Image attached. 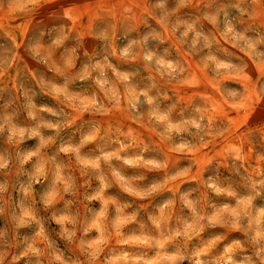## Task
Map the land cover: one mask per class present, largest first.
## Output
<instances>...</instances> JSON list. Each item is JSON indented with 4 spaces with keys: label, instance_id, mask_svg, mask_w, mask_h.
<instances>
[{
    "label": "rangeland",
    "instance_id": "1",
    "mask_svg": "<svg viewBox=\"0 0 264 264\" xmlns=\"http://www.w3.org/2000/svg\"><path fill=\"white\" fill-rule=\"evenodd\" d=\"M262 89L264 0H0L3 264H261Z\"/></svg>",
    "mask_w": 264,
    "mask_h": 264
},
{
    "label": "clouds",
    "instance_id": "2",
    "mask_svg": "<svg viewBox=\"0 0 264 264\" xmlns=\"http://www.w3.org/2000/svg\"><path fill=\"white\" fill-rule=\"evenodd\" d=\"M262 91H264V89H262ZM151 102V101H149ZM4 165H0V167H2ZM3 234H0V236H2ZM32 251H35V249H32ZM7 255L6 252H0V264H3L4 258ZM26 255V253H25ZM256 256L259 257V260L261 262V264H264V246H261L257 252H256ZM13 259H18V257H13Z\"/></svg>",
    "mask_w": 264,
    "mask_h": 264
}]
</instances>
